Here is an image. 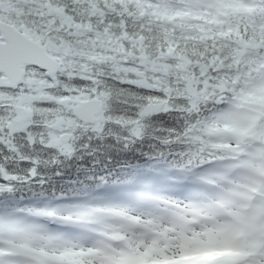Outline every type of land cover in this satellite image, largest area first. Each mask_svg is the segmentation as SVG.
Returning <instances> with one entry per match:
<instances>
[{
  "label": "snow or ice",
  "instance_id": "snow-or-ice-1",
  "mask_svg": "<svg viewBox=\"0 0 264 264\" xmlns=\"http://www.w3.org/2000/svg\"><path fill=\"white\" fill-rule=\"evenodd\" d=\"M131 87L152 93L139 118L110 115ZM160 110L191 118L175 140L217 190L205 229L254 242L243 264H264V0H0V194L35 178L14 169L39 163L37 145L71 155L78 131L111 121L139 136ZM25 211L65 219L6 206L0 264H41L27 241L44 226Z\"/></svg>",
  "mask_w": 264,
  "mask_h": 264
},
{
  "label": "trees",
  "instance_id": "trees-1",
  "mask_svg": "<svg viewBox=\"0 0 264 264\" xmlns=\"http://www.w3.org/2000/svg\"><path fill=\"white\" fill-rule=\"evenodd\" d=\"M127 91L128 96L110 102L108 112L113 117L135 120L139 118L137 105L144 103L143 98L152 93L136 87ZM190 120L182 111H156L143 119L139 136L129 132L131 125L127 130L123 128L125 124L111 121L104 134H99L87 146L81 143L71 155H62L55 149H41L37 145L29 150V154L39 163L34 165L28 162L14 169L18 174H23L35 166V178L16 183L9 194L11 198L28 195L38 200L70 191L82 194L84 186L90 189L97 182L110 183L116 179L122 180V175L131 176L142 167L143 162L163 151V157L175 158L182 164L183 158L189 159L190 151L185 147L187 143L176 141L175 136L185 130ZM166 139L171 142L165 143ZM6 194H0V199H5Z\"/></svg>",
  "mask_w": 264,
  "mask_h": 264
},
{
  "label": "rangeland",
  "instance_id": "rangeland-1",
  "mask_svg": "<svg viewBox=\"0 0 264 264\" xmlns=\"http://www.w3.org/2000/svg\"><path fill=\"white\" fill-rule=\"evenodd\" d=\"M176 201L177 202L179 201V203L181 205V208H179L178 212L171 211L172 208H169V210L165 211V209L162 208V207L161 208H155L153 211L149 212V214H150V218L149 219H154L155 220L153 222V225L154 224H158L157 221H156L157 220L156 219L157 216L159 217L160 221L162 222V225L158 226L157 228H151L150 231H149V234L147 236H145V238L136 239V242L134 243V245H138V247H139L140 245L144 244L145 247L148 248V246L150 245V239L155 234H159L160 235V241H159L160 243L162 241L164 242L166 240H174L175 238L178 237L179 233L176 230L177 223H174V221L172 220L171 217H174L176 213H179V214L182 215L181 218L183 219L184 217L186 218V217L190 216L191 214H193V212L191 213L190 211H188L187 213H185V211H184L185 210L184 203L187 202L185 199H176ZM163 202L164 203L168 202V200H164ZM72 207H74V209L76 210V212H75L76 216L73 217V214H69L68 215V217H70L69 223H73L75 221L76 217H78L80 215L85 216L87 213H89V212H91V211L96 209L95 207H91V206H88V205H85V204H77V205L72 206ZM198 211H200V210L198 209ZM112 212H114V210H112ZM122 213H124V211H122ZM200 222L201 221L199 220L197 227L194 228L195 230L189 229V230H186V232H190V231H197L198 232V229L201 226ZM109 227H110V230H113V229H117L118 225H116V226L110 225ZM121 229H122V227H121ZM82 232L85 235L89 234L88 231L84 230V229H82ZM195 234L198 235L199 232H198V234L197 233H195ZM230 236H232V234H230ZM96 240H98V239H96ZM58 243L59 242H55V244H57V245H58ZM162 246H163L164 249L162 251L158 252L159 255L172 257V254L176 253V250L171 252L173 247L170 248V249H167L165 244H162ZM169 246H172V245L169 244ZM139 248L143 249V250H146V248H144V247H139ZM66 249H68L70 251L69 248H66ZM50 250H56V247L55 248H51ZM129 250H131V248L127 247L123 251H120V252L114 253V254H109V255L111 256V260L114 259L113 263L115 261H116L115 263H118L120 261H122L124 263V259L125 258H133V255L136 253L134 250H131V252H129ZM81 254L84 255V256L88 255L87 251H85V250L81 251ZM159 255H157V256H159ZM95 256H99V255H95ZM175 257L176 256H173L172 258H175ZM50 258L52 259V257H50ZM40 262H41V264H58L57 262H55V263L54 262H48L47 263V262L43 261L42 259L40 260ZM91 262H94L95 264H97V260L94 259V258L91 260ZM113 263H111L105 255L102 256L100 258V260H99V264H113ZM174 263L175 262H170V264H174Z\"/></svg>",
  "mask_w": 264,
  "mask_h": 264
},
{
  "label": "clouds",
  "instance_id": "clouds-1",
  "mask_svg": "<svg viewBox=\"0 0 264 264\" xmlns=\"http://www.w3.org/2000/svg\"><path fill=\"white\" fill-rule=\"evenodd\" d=\"M208 195L217 194V190L212 189V191L207 192ZM175 203V201H173ZM193 202L188 201L184 203V208L187 209L188 205ZM177 206H180L177 204ZM203 206V204L201 205ZM122 211H124L129 217H133L138 214L139 208L135 206H125L120 207ZM202 223H204L202 221ZM143 230V223L140 224L129 222L127 227L123 230L119 228L110 230L102 235V237L94 242L90 247L94 248L100 255L93 257L97 260V264H99V260L102 256L110 254V253H118L120 251L125 250L129 247V241L135 238H138Z\"/></svg>",
  "mask_w": 264,
  "mask_h": 264
}]
</instances>
